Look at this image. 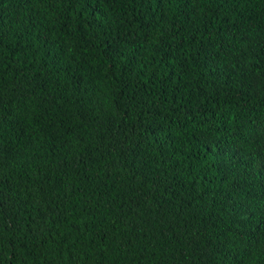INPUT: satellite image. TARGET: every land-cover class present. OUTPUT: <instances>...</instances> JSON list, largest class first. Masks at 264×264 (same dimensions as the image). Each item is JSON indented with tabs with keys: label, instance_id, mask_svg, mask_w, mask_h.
<instances>
[{
	"label": "trees",
	"instance_id": "obj_1",
	"mask_svg": "<svg viewBox=\"0 0 264 264\" xmlns=\"http://www.w3.org/2000/svg\"><path fill=\"white\" fill-rule=\"evenodd\" d=\"M0 264H264V0H0Z\"/></svg>",
	"mask_w": 264,
	"mask_h": 264
}]
</instances>
